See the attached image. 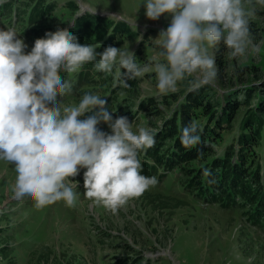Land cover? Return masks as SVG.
<instances>
[{
    "label": "rangeland",
    "instance_id": "obj_1",
    "mask_svg": "<svg viewBox=\"0 0 264 264\" xmlns=\"http://www.w3.org/2000/svg\"><path fill=\"white\" fill-rule=\"evenodd\" d=\"M26 1L19 3L17 31L28 45L27 49H31L35 40L44 37L46 32L65 28L74 14L82 12L85 6L88 13L94 8L112 18L122 17V36L113 46L129 48L135 52L137 62L143 64L151 60L157 50L154 39L171 21L169 13L162 14L156 21L149 20L143 0H42L44 6L46 2L53 3L54 11L37 24L29 25L25 20ZM70 3L76 5L74 10L69 7ZM15 8L16 4L12 2L7 9L0 10L3 16L0 29L10 25ZM102 27L103 38L109 27L105 23ZM250 31L259 51L253 54L249 48L244 56L233 58L221 44L214 54L218 70L221 66L224 83L216 80L214 87H202H209V90L208 95L201 97L207 95L212 102L219 103L226 97L237 96L243 105L232 123H223L216 135L211 136L214 157H223L226 146L239 148L237 138L241 122L255 113L257 94L262 93L261 98L264 95V9H259V6L257 14L250 20ZM99 44L96 41L94 45L99 48ZM139 44L141 50L136 53L135 47ZM116 69L106 74L95 71L93 64L85 65L82 73L75 74L82 86L79 93L75 98L64 97L65 103L78 102L88 91L105 95L109 90L110 95L114 90L107 99L110 101L108 110L114 118L127 116L130 122L133 121L134 128L145 126L157 132L161 130L166 114L179 109V104L189 93L190 83L186 79L178 84V92L160 97L154 73L136 78L134 85L124 87ZM245 89L255 96L247 99L250 100L249 105L244 103ZM229 93L231 96L227 95ZM147 97L155 98L154 106L163 112L161 116L136 111L139 100ZM208 118L207 111H195L190 107V121L204 127ZM261 124H264V117ZM98 127L110 131L107 124L102 123ZM169 145L171 148V143L166 147ZM249 149L250 154L255 152L254 161H264V140L260 146H249ZM209 162L210 159L193 162L192 165L198 168L194 176L202 175V169ZM250 166L246 165V168ZM171 168H160L162 174L157 177V185L140 197L129 200L116 213L88 200L83 186L76 189L79 200L75 208H69L60 201L37 210L30 199L17 201L13 198L10 188L16 175L14 166L0 161V264H115L116 259L119 264H130L133 258L140 260L134 264H264V227L249 222L243 212L253 210L241 206L231 209L213 199L206 202L186 186L185 173L180 167ZM85 170L81 169L79 175L72 179L83 185ZM162 202L167 207L158 210L156 204L164 206Z\"/></svg>",
    "mask_w": 264,
    "mask_h": 264
},
{
    "label": "clouds",
    "instance_id": "obj_2",
    "mask_svg": "<svg viewBox=\"0 0 264 264\" xmlns=\"http://www.w3.org/2000/svg\"><path fill=\"white\" fill-rule=\"evenodd\" d=\"M143 2L149 20L171 14L170 24L154 39L157 50L143 64L129 48L108 45L98 52L97 45H82L67 28L46 32L29 52L15 27L0 29V161L14 166L10 191L15 200L28 198L37 210L60 201L75 208L79 183L72 178L81 169H86L85 197L113 213L157 185L156 176L142 174L141 156L155 145L154 130L134 128L127 116L114 118L102 98L107 95L98 91L65 103L64 97L73 92L71 77L85 65L106 74L118 66L124 87L127 80L154 73L158 95L164 97L178 92L186 79L189 92L214 87V53L221 44L233 58L249 48L253 54L259 51L250 20L258 6L264 9V0ZM102 123L110 131L99 128ZM202 131V125L190 121L181 130V144L188 149L199 145ZM202 174L212 175L206 167Z\"/></svg>",
    "mask_w": 264,
    "mask_h": 264
},
{
    "label": "trees",
    "instance_id": "obj_3",
    "mask_svg": "<svg viewBox=\"0 0 264 264\" xmlns=\"http://www.w3.org/2000/svg\"><path fill=\"white\" fill-rule=\"evenodd\" d=\"M70 7L71 10H74L76 5L70 3ZM53 9L54 5L52 3L44 6L43 1H38L31 9L32 22L42 21L46 15L52 12ZM96 18L97 16L90 14H85L78 18L73 33L77 35L80 44H92L96 39L102 38L101 35L104 28L100 25L95 26L96 22H98ZM99 20L102 24H108V26L113 24V21L110 19L100 17ZM122 29V22L115 24L112 34H110L108 39L104 41L99 50L103 51L108 45H113L116 40L118 42L119 38L122 36ZM218 63L221 64L219 60ZM217 78L219 83H224L221 78V66L218 70ZM134 81V79L127 80L128 87L134 85ZM125 90H127V88H125ZM208 90L209 87L205 89L200 88L198 91L189 92L186 95V100L181 105L180 117H178L177 114L172 118L165 129L159 133V138H155V145L150 148L151 155L156 159V166H151V169L155 172L157 171L158 166L164 165V163H166L169 168H174V166L180 167L185 172L187 187L194 189L200 197H205L207 200L216 199L225 206H230L231 203H235L237 195H241L249 201L254 200L255 196L250 193V189L247 185L250 183L251 179H256L258 180L257 182L260 183V173L258 166H256L258 161H254L255 152L250 154L251 148L249 149V146L256 148L261 142V121L264 117V95L261 98L262 93L257 94L258 96L256 98L258 103L255 107V113L247 117L246 120H242L241 126L245 133L239 137V141L242 143V148L239 150V154H236L233 149H230L224 157H214L212 147L214 141L210 139L211 136L214 134L216 135L217 129L222 126V123H232L243 105L238 102L237 96H233L234 98L226 97L223 102L219 103L212 102L207 98ZM250 92L251 91L248 89H245L244 92L246 97L244 103L248 105L250 100L247 101V99L250 98V96L255 97L253 94H250ZM204 94L207 95L201 97ZM227 95L231 96V93ZM216 103L218 104L216 105ZM154 105L156 104L155 98L153 97L141 100L138 107L147 115L155 114L156 116H161L163 112ZM214 105H216L215 108ZM190 107L195 109V111L200 109H202V111H207L209 118L208 124L203 127L201 137L202 142L199 145L188 149L181 144L180 136L183 127L190 122ZM178 118H180V124L177 123ZM254 139L256 141H253L252 143V140ZM167 143H171V148L170 145L166 147L168 145ZM164 146L166 147V150L161 149ZM253 151H256V149ZM235 155H237V158L236 161H233ZM208 159H210V162L206 167L211 170L212 175L204 179L202 176L203 174L200 176H194L196 174L195 170L198 168L192 165V163L195 161H207ZM246 165L251 166L250 168H246ZM254 166H256V168L253 169ZM157 196L159 198L163 197L160 195ZM159 198L156 200L161 201ZM162 199L166 198L163 197ZM262 204L264 205V202ZM162 205L164 206L156 204V208H158V210H163L164 207H167L164 202H162ZM257 215L261 216L258 220H264V213L259 210H255L250 216L251 218H256ZM132 263H138L137 259L130 262V264Z\"/></svg>",
    "mask_w": 264,
    "mask_h": 264
}]
</instances>
